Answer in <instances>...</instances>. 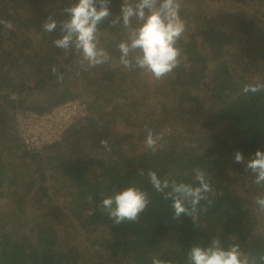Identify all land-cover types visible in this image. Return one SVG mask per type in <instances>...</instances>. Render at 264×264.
<instances>
[{
    "label": "trees",
    "instance_id": "obj_1",
    "mask_svg": "<svg viewBox=\"0 0 264 264\" xmlns=\"http://www.w3.org/2000/svg\"><path fill=\"white\" fill-rule=\"evenodd\" d=\"M236 1L256 13L264 8V0ZM122 2L111 0V15L99 25L100 31L117 29L109 21L119 14ZM71 3L72 0H0V18L5 17L13 24V29L8 30L11 44L24 39V35L17 34V28L40 23L34 29L36 55L30 58L28 70L17 66L29 56L16 59L17 63L10 58L8 69H3L0 63V178L6 182L4 190L0 189V199L7 189H12L10 181L17 180L11 177L14 166L19 165L18 171L30 177L36 173L41 185L40 196H34L33 217L24 209L28 206L17 201L11 214L0 218V264H152L153 258L173 259L183 264L184 254L192 244L206 243L215 235H220L225 244L233 240L239 243L259 264V257L264 255V228L260 226V222L264 224V215L255 212L253 199L264 195V188L256 191L248 186L245 177L239 180L248 173L243 165L234 162V153L239 150L250 158L256 149L264 150V91L247 95L242 92L246 84L264 83V46L250 43L248 53L238 58L229 55L221 38H213L211 30L198 34L196 51L200 57L186 58L187 68L181 67L174 78L158 82L153 92L155 100L165 103L159 111L161 129H171L164 132L166 136L159 141L155 153L144 145V128L155 129L156 119L151 114L142 117V111L138 110L134 126L138 142L134 150L140 152L138 156H119L113 151L106 152L101 145L94 151L93 146L83 148L85 153L77 154L73 141H77L80 149L81 142L87 145L91 138H98L96 144H100L102 139L96 124L88 133L87 121L78 132L62 136L63 151L48 144L35 151L24 149L19 154L16 148H20L21 140L15 125L16 114L44 115L54 107L80 99L71 87L65 86L68 80L85 90L90 80L97 79L99 100H108L109 105L124 91V85H129V90L136 87L141 91L147 84L135 72H131L132 76L122 71L116 79L111 71H84L75 61L76 55L65 56L56 47L39 49V37H45V44L58 38V32L43 31L44 21L59 15L63 20V9ZM14 7L17 14L9 15V8ZM185 44L182 42L181 47ZM53 67L62 79L53 74ZM255 73L261 75L255 77ZM25 91H32V96L24 98ZM95 96H89L84 104L89 113L102 117ZM6 100L17 107L10 116H7ZM48 153L53 157L47 156ZM60 153L67 157L57 161ZM195 167L209 174L217 193L198 225L184 215L174 218L171 200L152 190L146 175L138 174V170L145 173L154 170L162 178L188 181ZM49 174L53 175V182L56 178L63 182L59 188H49ZM129 183L148 190L151 202L138 223L116 226L96 205L101 194L107 195L114 186L124 187ZM258 192L262 193L258 195ZM89 196L93 199L91 204ZM91 208H96L94 215H88ZM60 226L68 230L77 228L79 234L60 244ZM92 227L95 232L87 233Z\"/></svg>",
    "mask_w": 264,
    "mask_h": 264
},
{
    "label": "clouds",
    "instance_id": "obj_2",
    "mask_svg": "<svg viewBox=\"0 0 264 264\" xmlns=\"http://www.w3.org/2000/svg\"><path fill=\"white\" fill-rule=\"evenodd\" d=\"M111 0H72L63 9L64 19L57 21L49 16L42 24L45 33L58 32L53 44L61 49L65 56L76 55L80 67L87 71L107 64L113 60L110 52L100 44L99 25L110 15ZM183 0H123L119 14L109 23L119 26L124 31V38L117 45L118 65L122 71L137 72L150 81L162 82L174 78L181 67L187 68L186 56L181 42L186 39L187 22L182 17ZM0 25L12 30L10 20L0 19ZM57 79H62L55 67L52 68ZM79 74V73H78ZM264 91V83H249L242 92L256 94ZM166 128L155 134L145 127L144 144L152 153L157 151L159 141L163 139ZM63 136V134H62ZM105 150L111 151L107 140H101ZM53 145V144H49ZM234 162L242 164L244 171L252 177V183L264 188V150L256 149L245 160L242 152L234 153ZM188 181L159 177L154 170H138L140 176H147L148 184L163 199L171 200L173 217L187 216L198 225L202 214L212 206L217 195L211 184L209 174L195 167ZM89 203L93 202L91 196ZM149 191L135 183L124 187H113L107 195L101 194L96 208L106 213L114 225L138 223L141 214L150 204ZM259 212L264 213V195L255 198ZM96 208H91L88 215H94ZM152 264H177L173 259L153 258ZM183 264H257V259L234 240L225 244L220 235L210 237L204 243L192 244L184 254ZM259 264H264V255L259 257Z\"/></svg>",
    "mask_w": 264,
    "mask_h": 264
},
{
    "label": "rangeland",
    "instance_id": "obj_3",
    "mask_svg": "<svg viewBox=\"0 0 264 264\" xmlns=\"http://www.w3.org/2000/svg\"><path fill=\"white\" fill-rule=\"evenodd\" d=\"M37 1L43 2L44 0ZM253 11L254 9L251 10L250 8H244L241 3L237 2L236 0H183L181 15L186 20L188 28L186 39L182 41L186 42L183 47V50L186 51V58H189L190 60H197V58L200 57V53L196 51L198 50V34L204 33L207 30H211V35L213 36V38L217 39L220 37L221 42L228 50L229 55H235L234 57L237 56L238 58H240V55H242V53L247 54L248 46H250V43L254 44L255 46L261 45L263 47L264 8H262L260 12L257 11V13ZM17 12L18 9L15 7L9 8L8 10L9 15H16ZM0 19L7 20L5 17ZM56 20H61V15H59ZM39 24V22H36L34 24H25L22 28H17V34L24 35V39H17L13 44L10 43L12 41V38L11 35L8 34V29H5L3 25H0V53H2V55L0 54V63L3 69H8L7 64L9 60L13 59L15 60V63H17L16 59L24 60L26 56H29L26 58V61L24 63L17 66L19 68L28 70V62L30 58L36 55V52L33 50L35 41L34 29ZM243 26L245 27L243 28ZM15 32L16 28L14 31H12V34H14ZM100 33V44L110 52L113 60L110 64L94 68V72L96 73L111 71L113 72V76L117 79L119 73L122 72L121 67L118 65L119 51L117 45L120 40L124 38V31L118 26L117 29H114L112 31L105 30L100 31ZM220 34H222V36H220ZM54 39L45 44V37H39V49H45L50 46L51 48H53V50H55V46L53 44ZM16 52L18 54H16ZM53 55L55 56V52ZM53 55L51 54V57ZM79 59L80 58L77 56L75 58V61L79 63ZM128 73L132 75L131 72ZM135 75H138L140 78L144 79L147 82L145 88L139 91L140 89H136V87H134L132 88V90L130 89L132 92L131 95L130 90L128 89L130 86L124 85V91H122L120 95H118L114 99L111 105H109L110 103L108 102V100H99L100 94L98 93L99 91L97 88V79L90 80L86 84L85 90H81V87L72 80H68L67 82H65L66 87H71L72 90L76 94H79L81 97L76 101L68 102L66 104L54 107L50 112L42 115L45 117L43 121H40V117H37L38 119H36L37 121L34 125L37 132L41 133L42 131H44L47 133V131L49 130L50 133V139L49 141H45V145L52 143L55 148L60 147L63 151L64 146H62V143L65 142L62 141L61 134L66 135L68 132H70V134H72L73 132H78L82 124L87 121L85 123L87 125L86 128L88 133L91 132V130L95 129L94 125L96 124L95 127L100 130V133L102 132V136H100L102 138L101 140H104L105 136H107L106 140L109 143L111 151L115 152L119 156L123 155L124 157L138 156L140 152L134 150V146L138 144L136 140L137 132L134 128L138 110L142 111V117H146V115L151 114V116L156 119V128L152 130L155 134H160L163 130L161 129L160 122V118L162 115H159V111L163 108L165 103L163 101H157L153 97V92L155 91L158 82L150 81L147 77H144L137 72H135ZM258 75L261 74L255 73L254 76L256 77ZM132 76H134V74ZM32 94V91H25L23 93V97L29 98L32 96ZM91 94L96 95V99L100 102V107L98 106V109H102V117H97L99 114L92 115L88 112L87 109L85 111L81 110V112H78L80 109L77 105V102L84 103V100L87 101L89 96H92ZM67 104L68 107H65V105ZM9 105H12L11 100H6V107L8 112L7 116H10L12 112H15L17 109L16 106L14 108V106L12 105V111H10ZM54 110H57V112L60 111L65 112L66 114H72V116L74 117V119H71V121L67 122L64 125V118L61 117V120H59L57 124L58 136H56L53 128V126L55 127V122L53 121L52 115V112ZM106 114L108 115L107 119L105 117ZM60 125L62 127H59ZM163 136H166V134H163ZM96 140H98V138H91L87 145L81 142L80 149L77 141L74 142L72 140L73 145H75L76 148L73 145L72 146L74 150L78 149L77 154L81 152L85 153L83 152L85 150L83 148H90V146H93L94 151L95 147L97 149H100L101 145V143L96 144ZM19 143L17 144L19 145ZM66 147H68V145ZM101 147L103 148L102 145ZM22 150L23 149L21 148V146L18 149L16 148V151L19 154ZM106 152L109 151L106 150ZM243 155L245 160L249 159L245 156L244 153ZM47 156L52 158L53 154L48 153ZM57 157H59L57 158L58 161L62 157H67V155L65 154L64 156H62V154L60 153L57 154ZM240 165L242 164L238 163V166ZM14 167L15 168H13L11 177L16 178L17 180L14 183L10 181L13 185L12 189H7L4 198L0 199V218L11 214L13 209L16 207L17 201L24 202L25 206H28L24 207L25 211L27 210V214H31L30 216L33 217V214L36 212L35 209L32 208L35 204L34 196H40V191L38 190V187L41 186L38 184L40 180L36 173L35 175L30 177L28 176V173H22L21 171H18V169H21L19 165ZM243 177H245L248 186H251L252 189L255 188L256 191L262 189V187H259L252 183V177L249 174L247 177L245 175L239 177V180ZM49 178V188H52L53 186L54 188H59L63 183L56 177V181L53 182L54 177L52 174H49ZM5 186L6 182L0 178V189L4 190ZM261 193L258 192V195H260ZM15 197L17 198L16 200ZM256 197L257 196L254 197L253 202L255 212H259L255 204ZM260 226L264 228L263 222H260ZM33 228L34 227L32 226L30 229H28L29 234H32L31 232L33 231ZM77 228L68 230L63 226H60L61 235L58 238V243H67L71 239L76 238L79 234V229ZM88 231L87 233H93L95 232V229L92 227ZM96 231H98V229H96ZM85 232L81 234L82 240H84Z\"/></svg>",
    "mask_w": 264,
    "mask_h": 264
},
{
    "label": "built area",
    "instance_id": "obj_4",
    "mask_svg": "<svg viewBox=\"0 0 264 264\" xmlns=\"http://www.w3.org/2000/svg\"><path fill=\"white\" fill-rule=\"evenodd\" d=\"M80 103V102H79ZM77 102V105L79 107V111H85L86 110V106L84 103H80L79 104ZM65 107H68V104L65 105ZM53 115V121L55 122V127L54 128V132L57 135V124L58 121L61 120V117H63V125L66 124L67 122L71 121V119H74V117L72 116V114H66L65 112H60L57 110H54L52 112ZM37 117H40L39 120L43 121V119H45L44 116L42 115H38L35 113H18L16 118H15V125L17 127L18 130V135L19 138L21 140V148L25 151H35V150H39L41 149L42 146H46L45 145V141H49L50 139V133L49 130L46 132L42 131L37 132L36 128L34 127V125L36 124V119H38ZM59 127H62L61 125ZM63 133V132H62ZM59 134V132H58ZM62 135V134H61ZM50 144V143H49ZM52 144V143H51ZM22 150V151H23Z\"/></svg>",
    "mask_w": 264,
    "mask_h": 264
}]
</instances>
